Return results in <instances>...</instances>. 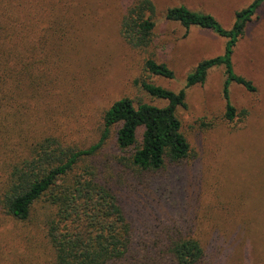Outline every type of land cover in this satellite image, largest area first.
<instances>
[{
	"label": "rangeland",
	"instance_id": "obj_1",
	"mask_svg": "<svg viewBox=\"0 0 264 264\" xmlns=\"http://www.w3.org/2000/svg\"><path fill=\"white\" fill-rule=\"evenodd\" d=\"M253 1L152 0L154 43L137 50L121 34L133 0H0V12L38 46L36 58L28 57L44 61L37 72L34 106L22 109L25 122L72 145L95 144L103 115L116 101L129 97L166 105L134 85L143 76L146 59L167 64L175 74L172 80L152 77L151 82L179 92L201 61L224 53L226 39L199 28L186 35L180 24L166 20L168 9L185 6L230 29L235 12ZM232 61L236 74L256 88L250 93L231 85L238 115L234 121L225 117V69L220 67L204 85L190 88L187 107L178 109L190 157L145 181L128 182L123 176L118 188L141 237L178 229L201 244L205 256L200 264H264V6L237 42ZM113 147L114 137L100 156L102 166ZM43 212L39 206L30 221L18 222L0 210V264H53Z\"/></svg>",
	"mask_w": 264,
	"mask_h": 264
},
{
	"label": "trees",
	"instance_id": "obj_2",
	"mask_svg": "<svg viewBox=\"0 0 264 264\" xmlns=\"http://www.w3.org/2000/svg\"><path fill=\"white\" fill-rule=\"evenodd\" d=\"M262 6L264 0H254L236 11L230 29L213 16L185 6L168 9L166 20L180 24L186 35L191 28H199L226 39L224 53L201 61L179 92L153 84L152 77L172 80L175 74L167 64L146 59L143 76L134 85L166 105L129 97L116 101L103 115L100 139L84 148L25 122L22 109L34 106L37 72L44 61L28 57L36 58L38 46L26 41L23 28L0 12L1 212L28 222L40 206L53 264H200L205 256L201 244L178 229L168 227L153 237L151 233L141 237L120 202L119 189L123 176L128 182L145 181L190 157L177 112L187 107V91L204 85L212 70L225 69L226 119L234 121L238 116L230 99L231 85L250 93L256 88L236 74L234 48ZM155 16L152 0H133L121 23L124 40L134 49L148 50L154 43ZM112 137L114 153L102 166L100 156Z\"/></svg>",
	"mask_w": 264,
	"mask_h": 264
}]
</instances>
